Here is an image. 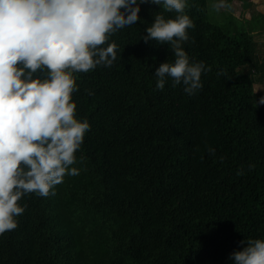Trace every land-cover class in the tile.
Here are the masks:
<instances>
[{"label":"trees","instance_id":"1","mask_svg":"<svg viewBox=\"0 0 264 264\" xmlns=\"http://www.w3.org/2000/svg\"><path fill=\"white\" fill-rule=\"evenodd\" d=\"M185 11L194 27L182 46L210 69L202 87L189 95L170 78L155 87L173 50L141 37L156 13H176L145 0L141 19L110 37L112 65L74 74L76 115L90 124L79 173L54 195L20 199L0 264H231L239 241L264 239V104L254 103L264 59L251 30L211 19L209 0Z\"/></svg>","mask_w":264,"mask_h":264},{"label":"clouds","instance_id":"2","mask_svg":"<svg viewBox=\"0 0 264 264\" xmlns=\"http://www.w3.org/2000/svg\"><path fill=\"white\" fill-rule=\"evenodd\" d=\"M144 2L0 0V234L17 227L26 208L19 203L23 196L54 195L65 175L79 173L76 152L90 124L76 115L74 74L112 65L118 45L110 37L141 19ZM148 2L176 13L174 18L156 13L141 37L173 50V62L155 67V87L163 89L170 78L191 95L210 69L190 60L182 46L194 27L185 11L188 0ZM224 6L225 0L213 5ZM254 103L264 104V95ZM239 244L243 247L229 254L231 264H264V239L249 237Z\"/></svg>","mask_w":264,"mask_h":264},{"label":"crops","instance_id":"3","mask_svg":"<svg viewBox=\"0 0 264 264\" xmlns=\"http://www.w3.org/2000/svg\"><path fill=\"white\" fill-rule=\"evenodd\" d=\"M242 7V4L238 3L235 9L233 8L234 13L238 16L237 11H244L240 19L245 18L247 21L251 20L255 23L256 26L250 30L254 34L259 56L264 59V0H248V5L246 4L245 8ZM230 8L232 9V7ZM260 82L264 84V77H261Z\"/></svg>","mask_w":264,"mask_h":264},{"label":"rangeland","instance_id":"4","mask_svg":"<svg viewBox=\"0 0 264 264\" xmlns=\"http://www.w3.org/2000/svg\"><path fill=\"white\" fill-rule=\"evenodd\" d=\"M216 2V0H209V13H210V17L211 19L218 23L223 25L224 27L226 25H231V28H243L247 31H249L250 29H253L256 25L254 22L247 21V20H242L240 19L239 16L234 15V11L230 8L229 5H226L225 2V6L221 7L220 9H216L213 7L214 3ZM232 10V11H231ZM244 14V13H243ZM243 18V17H242ZM256 89L258 92H264V84L258 83V85L256 86Z\"/></svg>","mask_w":264,"mask_h":264}]
</instances>
